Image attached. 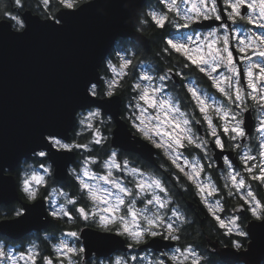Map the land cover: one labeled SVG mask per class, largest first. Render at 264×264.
Instances as JSON below:
<instances>
[{
	"label": "clouds",
	"instance_id": "1",
	"mask_svg": "<svg viewBox=\"0 0 264 264\" xmlns=\"http://www.w3.org/2000/svg\"><path fill=\"white\" fill-rule=\"evenodd\" d=\"M223 2L231 8V25L198 23L221 19L217 0H0V33L13 37H24L37 25L63 30L69 20L92 9L106 19L113 8L121 13V28L111 46L94 65L92 78L81 84L87 101L72 108L69 122L43 131L35 145L11 158L0 154V192L10 187L14 193L10 199L0 195V264H264V207L258 206L264 195L258 199L251 183L254 169L259 175L264 172V79L254 71L264 66V0ZM169 42L192 48L214 42L219 49L197 69L213 87L224 89L219 90L224 100L209 102L196 83L199 77L185 86L207 124V137L193 127V122L201 124L194 109H181V100L187 103L183 92H165L171 73L191 69L178 57L166 58L177 51ZM230 42L249 53L243 60L251 90L241 85L237 64L229 62ZM149 43L163 53V74L152 58H143ZM149 64L151 69L144 70ZM221 67L225 71L213 75V69ZM145 93L149 102L142 99ZM214 117L219 124L213 123ZM213 143L224 152L216 153ZM193 146L203 157L184 156L181 162L180 149ZM154 147L160 149L158 154ZM225 152L235 155L229 159ZM237 156L245 165L256 163L236 171ZM221 157L224 167L217 169ZM202 160L208 169L220 172L223 190L233 198L234 214L225 217L223 232L211 221L205 229L195 228V215L178 198V190L190 189L174 167L183 169L208 212L211 208L218 216L224 211L223 196L209 199L222 189ZM140 165L147 167L141 171ZM128 177L131 186L125 185ZM257 181L264 189V181ZM201 188L213 194L202 195ZM242 197L247 208L239 203ZM138 201H143L142 207ZM36 209L39 219L33 221ZM13 224L24 225L23 231H10ZM24 248L27 255L19 251Z\"/></svg>",
	"mask_w": 264,
	"mask_h": 264
},
{
	"label": "water",
	"instance_id": "2",
	"mask_svg": "<svg viewBox=\"0 0 264 264\" xmlns=\"http://www.w3.org/2000/svg\"><path fill=\"white\" fill-rule=\"evenodd\" d=\"M217 7L221 14L219 21L198 23L219 25L227 21L231 25L222 0H217ZM246 10L247 4L241 13ZM120 15L119 9L113 8L106 19L92 9L69 20L60 31L37 25L24 37L0 33V154L11 158L35 145L43 131L69 122L72 108L87 101L81 84L92 78L94 65L111 46L114 34L121 28ZM232 50L238 60L236 49ZM240 71L244 84L241 66ZM170 75L175 76V72ZM210 146L216 153L224 152L214 143ZM153 151L156 153L157 148ZM224 154L229 159L235 155ZM239 163L237 156L233 165ZM216 167H224L222 157ZM10 183V179L6 181ZM0 195L10 199L14 193L9 187ZM191 203L186 200L187 205ZM198 206L203 208L201 204ZM39 213V209L32 211L33 221L39 219ZM9 229L21 232L24 225L13 224ZM260 250L264 251V237Z\"/></svg>",
	"mask_w": 264,
	"mask_h": 264
},
{
	"label": "flooded vegetation",
	"instance_id": "3",
	"mask_svg": "<svg viewBox=\"0 0 264 264\" xmlns=\"http://www.w3.org/2000/svg\"><path fill=\"white\" fill-rule=\"evenodd\" d=\"M223 2V0H222ZM223 5H224V8L226 9V13L227 11H230V8L224 4L223 2ZM248 7V6H247ZM215 26H218V25H215ZM190 27H193V26H190ZM194 28V27H193ZM189 30V29H187ZM197 31L199 32H207L208 29L207 28H198ZM219 47V45H218ZM232 47H234L236 49V52H237V57H238V60H235L234 58V53H233V50H232ZM229 50L232 52V55H233V62L237 64V67H238V70L240 72V80L241 82L243 83L242 81V77H241V71H240V66L242 68V74H243V77H244V84L243 86L247 89V82H246V79H245V76H244V72H243V66H242V53H240L238 51V49L236 48L234 42H230L229 44ZM145 59H147L146 57H144ZM155 63H156V67L158 68L159 70V74H163V71H164V66L161 64L160 60L157 58H152ZM240 62V63H239ZM152 65L149 64L148 68L144 69V70H149L151 69ZM225 71V68L221 67L219 68L216 72H224ZM175 72V71H174ZM198 76L197 73L194 72L193 69H190L189 71L185 72L184 70L180 73V75H176L175 73V76H171V80H166L164 83L166 85V90L168 91H174L176 90L178 87L179 88H183L186 90V85L188 83V80L189 79H196ZM196 83H198L200 85V87L204 90V93L207 94L208 98H212V100H224V97L223 95L221 94V92L216 88V87H213L212 88H209L208 86L204 85L202 82H201V78L199 77L198 80H196ZM211 83V81H210ZM241 83V84H242ZM212 85V83H211ZM187 92V91H186ZM189 94V103H190V107H192L195 111V115L197 116V118L201 119V124L200 125H196L195 122H193V127L195 129V131L200 134V135H204L207 137V133L205 132V129L207 128V124L206 122L203 120V117L201 115V111L195 107V101L192 100L191 98V94ZM213 123H216V124H219V118L218 117H214L213 119ZM214 139V138H213ZM221 139L222 141L226 140V137L223 136V133L221 131ZM193 154L192 155H198L200 156L201 158L203 157V154L200 152L199 149H196L194 146H193ZM160 152V149L157 148V154ZM190 155V154H189ZM239 158V157H238ZM239 165L236 166L238 167L237 170H240V169H243L244 168V163H242L240 160H239ZM154 163H156L154 161ZM202 163H205V171H209V172H212L213 173V178L216 182L217 178L220 177V172L219 171H215V170H210L207 168V163L204 162L202 160ZM139 164V162H136V163H133L131 166L135 167ZM141 167V171H144L145 167H147V165H140ZM217 168V167H216ZM187 169V168H186ZM217 169H223V168H217ZM97 170V169H96ZM117 175H120L121 177L124 176V173H116ZM169 179L171 180L172 178L169 177ZM131 180V177H128L127 180H125L127 182V184H130L129 181ZM173 185L175 186L176 182L173 180L172 181ZM179 192L181 193L182 190H179ZM187 200H191L192 203L187 205L190 210L193 212V214L195 215V217L200 221V223L202 224L203 220H207V218L212 214V213H209L207 208L205 207L204 203L200 200V197L198 196H193L191 199H187ZM240 204H243L245 208L248 207V205L245 203L244 199H242V201L239 202ZM262 203V202H261ZM198 204H201L203 206V208H200L198 206ZM224 204V203H223ZM263 204V203H262ZM235 205L234 204H230L229 207H230V210L228 213L226 214H223V215H220L222 216L223 218H225L226 216H229L232 214V207H234ZM224 208H225V204H224ZM208 221V220H207ZM209 222V221H208ZM226 230V226L224 227L223 231Z\"/></svg>",
	"mask_w": 264,
	"mask_h": 264
},
{
	"label": "trees",
	"instance_id": "4",
	"mask_svg": "<svg viewBox=\"0 0 264 264\" xmlns=\"http://www.w3.org/2000/svg\"><path fill=\"white\" fill-rule=\"evenodd\" d=\"M164 10L167 11V9H164ZM165 26H167V22H165ZM145 49H146V56H145L146 58L148 57V58H156V59L158 58L159 59V55H163V53L160 52L159 46L157 44H155V43H149V45L147 47H145ZM174 57H178L179 60L182 61L183 64H190L191 65V69H193L194 72L197 73L198 76L201 78V82L204 85L208 86L209 88H212V85L210 83V80L207 78V76L204 73H200L198 71V69H197V65L196 64H193L183 53L177 52V51H174L173 50L172 53H171V56H167L166 58L169 61H171ZM160 62L164 66L163 61H160ZM184 71L187 72V71H189V69H184ZM137 75H138V71H137ZM179 89L183 92V95L186 97V100H187V103H185V100H183V99L181 100V109L182 110H187L190 107V103H189L190 102L189 101V98L190 97H189V94L186 92L185 89H183V88H179ZM132 95L135 96L136 93H132ZM184 151L187 152V153H189V154H193V152H194L193 147H191V148H184ZM173 171L180 177V180L182 182H185L186 184L189 185V189H190L189 193H185V192H183V190L180 193L179 190H178V192H179V197L178 198L182 202V206L186 210H189L190 212H192L190 210V208L186 205V200L187 199H191L193 196H195L194 195L195 188H194V186H192L190 184V182H188L185 179L183 173L178 168H175L174 167L173 168ZM254 173H255V171H254ZM245 178L246 179H249L247 173H245ZM216 183H217V186L219 188H221L222 190L218 194H215V196L218 199H220L221 196L224 197L222 203L225 204V208H224V211L220 213V215H223V214H226V213L229 212V210H230L229 205L230 204H233V202H232L233 201V198L227 195L226 190H223V181L221 180V176L219 178H217ZM251 183L256 186L257 191L259 193L257 198L259 199L261 195H264V189H261V186L259 185V181H257V180H252ZM233 192L235 193V189H233ZM240 201H242V198H240L239 202ZM262 203L264 204V201H262ZM207 220L208 221H211L214 226H216L221 232H223L224 227H221L220 226L219 222L215 219V217L212 214L207 218ZM207 220H203V222L201 224L200 223L201 219L199 221L195 217L194 227L195 228H198V229H205L206 226H207V223H208Z\"/></svg>",
	"mask_w": 264,
	"mask_h": 264
},
{
	"label": "snow or ice",
	"instance_id": "5",
	"mask_svg": "<svg viewBox=\"0 0 264 264\" xmlns=\"http://www.w3.org/2000/svg\"><path fill=\"white\" fill-rule=\"evenodd\" d=\"M70 7V5H69ZM231 7L235 10L236 8V5H231ZM227 42V41H226ZM262 42H264V38H262ZM171 44V42H169ZM171 47L175 48L177 50V52H181L183 53L193 64H196L197 66H202L206 60H207V55L208 54H211L212 52H216L218 51L219 49L216 47L215 43L214 42H211V43H208L207 44V50L208 52H203V48H190V47H185V46H181V45H176V44H171ZM195 51L197 53L196 56H193L191 53ZM240 53H246L247 52V49L244 48V47H241L239 48L238 50ZM228 58H229V62H233V55H232V52L230 50H228ZM257 69H259V73H260V79H264V66L262 65H257L256 66ZM217 69H213V71L215 72ZM201 71H204L203 67H201ZM239 75H240V72H239ZM247 75L249 77H252L253 76V71L251 69L248 70V73ZM251 86L253 88H255V84H251ZM217 87L219 88V84H217ZM219 90L221 92L224 91L223 88H219ZM145 100V102H149V97L147 95V93H145V96L142 98ZM154 103V102H153ZM219 144V142H217ZM251 170V169H250ZM181 171H183V169H181ZM198 175V174H197ZM191 179V177H189ZM235 180V178H234ZM254 180H261V181H264V172H261L260 175H255L254 174ZM242 186V185H241ZM206 189L205 188H201V192H204ZM208 190V194L209 195H212V191L210 189H207ZM251 195V193H250ZM242 199H244L242 197ZM258 206H261V207H264V204H261L260 202H258ZM209 212L213 214V216L215 217V219L219 222L220 226L221 227H225V221L220 219L219 216H216L213 209L209 208ZM253 214H255V209H253Z\"/></svg>",
	"mask_w": 264,
	"mask_h": 264
},
{
	"label": "rangeland",
	"instance_id": "6",
	"mask_svg": "<svg viewBox=\"0 0 264 264\" xmlns=\"http://www.w3.org/2000/svg\"><path fill=\"white\" fill-rule=\"evenodd\" d=\"M177 3L178 4H180L181 3V0H177ZM183 8H187V7H189L190 5H181ZM230 11H231V8H230ZM242 14V13H241ZM247 27H251V28H253V29H256L257 31H259V29L257 28V26L256 25H248ZM182 31H187V29H183ZM188 47H190V48H192V46H188ZM194 49V48H193ZM207 51V48H203V52H206ZM193 56H196L197 55V53L195 52V51H193L192 53H191ZM247 54H249L248 52H246V53H242V66H243V72H244V76H245V79H246V82H247V77H246V74H245V70H244V64H245V62H244V60H243V57L245 56V55H247ZM253 59H257L256 57H253ZM219 69V68H218ZM217 69V70H218ZM216 70V71H217ZM255 71V73H259V69H256V70H254ZM220 73V72H219ZM219 73L218 72H215L213 75H219ZM242 83V82H241ZM241 85H243V83L241 84ZM246 90H251V89H246ZM165 92H170V91H168V90H166V88H165ZM215 100V99H214ZM213 100H212V98H210L209 99V102H212ZM141 103H143V101L141 102ZM145 107H148L147 105H145ZM148 111H149V113H152V114H154L155 113V110L154 109H152V108H148ZM204 111H209L206 107H205V109H204ZM180 152L182 153V156H181V162H182V160H183V158H184V156H187L189 159H191L194 155H192V154H190L189 155V153H187V152H185L184 151V148H181L180 149ZM203 154V153H202ZM252 163H256V161H250L247 165H245L244 164V168L245 167H251V164ZM94 167V170H96V167L95 166H93ZM237 168L238 167H236L235 165H234V170H236V171H243V169H240V170H237ZM179 169V168H178ZM180 170V169H179ZM102 171V170H101ZM184 171L186 172V171H188V169H186V167L184 168ZM253 171H255V173L254 174H256V175H259V169H254ZM246 173V172H245ZM245 173H244V175H245ZM120 174V173H119ZM200 177H201V179H203L204 178V176H203V173H201L200 174ZM127 180V179H126ZM125 185L126 186H131V184H127V182L125 181ZM242 191H243V189H242ZM208 194V190L206 189L205 190V192L204 193H202V195H207ZM209 199H211V200H217L218 198L215 196V195H212L211 197H209ZM137 206H139V207H142L143 206V201H138L137 202ZM234 213L232 212V214L231 215H233ZM218 216L220 217V219H222V220H224L225 221V226H227V221L225 220V218H223L222 216H220V213L218 214ZM19 251H21V252H23L24 253V255H27V251H26V248H24V249H19ZM21 264H22V262H21Z\"/></svg>",
	"mask_w": 264,
	"mask_h": 264
}]
</instances>
